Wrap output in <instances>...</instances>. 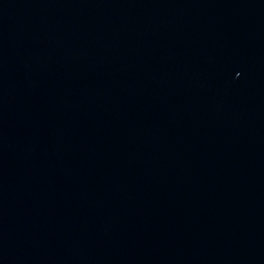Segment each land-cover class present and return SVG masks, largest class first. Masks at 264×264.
Segmentation results:
<instances>
[{
	"label": "water",
	"instance_id": "1",
	"mask_svg": "<svg viewBox=\"0 0 264 264\" xmlns=\"http://www.w3.org/2000/svg\"><path fill=\"white\" fill-rule=\"evenodd\" d=\"M0 264H264V0H0Z\"/></svg>",
	"mask_w": 264,
	"mask_h": 264
}]
</instances>
